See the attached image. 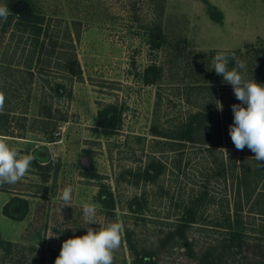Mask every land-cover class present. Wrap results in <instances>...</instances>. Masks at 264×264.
Segmentation results:
<instances>
[{
  "label": "rangeland",
  "instance_id": "rangeland-1",
  "mask_svg": "<svg viewBox=\"0 0 264 264\" xmlns=\"http://www.w3.org/2000/svg\"><path fill=\"white\" fill-rule=\"evenodd\" d=\"M206 1L220 22L202 0H0L14 21L24 12L43 18L51 36L35 43L21 24L0 42V91L4 110L12 108L0 136L21 154L49 150L46 163L34 159L22 180L0 187V264H55L65 240L86 234V203L101 224L123 225L114 264L132 262L127 232L154 264H264V168L247 147L235 148L231 106L241 102L212 64L222 52L229 69L235 57L246 79L264 84V0ZM43 40L42 59L50 41L56 47L37 63ZM71 60L79 74L66 69ZM28 66L25 86L19 72ZM110 106L115 118L99 119ZM189 121L194 142L176 140ZM149 162L159 175L144 182ZM67 185L72 201L63 207ZM104 191L110 208L97 200ZM18 200L23 211L14 215ZM188 207L198 219L187 249L165 237ZM226 216L243 235L223 246Z\"/></svg>",
  "mask_w": 264,
  "mask_h": 264
},
{
  "label": "clouds",
  "instance_id": "clouds-1",
  "mask_svg": "<svg viewBox=\"0 0 264 264\" xmlns=\"http://www.w3.org/2000/svg\"><path fill=\"white\" fill-rule=\"evenodd\" d=\"M9 13L7 5H0V19L6 21ZM232 59L235 66L231 69L228 56L222 52L216 53L212 60L216 74L232 87L236 99L241 102L231 106L234 121L229 126V135L237 150L247 147L255 154L257 166L264 168V84L246 79L245 62L235 57ZM217 102L218 110L222 111V104ZM4 105L5 94L0 91V112L4 111ZM33 160V155L21 154L7 142L6 137L0 136V187L22 180ZM72 193L71 185L63 188L60 194L63 207L71 206ZM82 210L86 234L65 240L55 264H114V253L122 243V223L101 224L93 203L84 204ZM91 224H99L100 227L94 229L89 226Z\"/></svg>",
  "mask_w": 264,
  "mask_h": 264
},
{
  "label": "trees",
  "instance_id": "trees-1",
  "mask_svg": "<svg viewBox=\"0 0 264 264\" xmlns=\"http://www.w3.org/2000/svg\"><path fill=\"white\" fill-rule=\"evenodd\" d=\"M202 1L207 6V9H208V12L211 18H213L216 23L220 22V17H219L220 14L206 0H202ZM23 14L25 15L24 16L17 15L18 22L14 21L15 18L11 15H8V18L6 21L3 19H0V42H1L2 36H4L7 32L12 33L13 31H17V30L20 31V29L18 28L19 27L21 28V24L23 27L21 32H26V33L30 32L35 43L38 42V38L41 34L43 35L45 39H48V40L51 39V36L49 35L48 27H42L43 18H40L37 15H31L30 12H24ZM55 47H56V43L53 41H50V45L48 47L45 46V51L48 48L49 55H46V57L42 59L44 40L41 41L40 47L38 48L37 57L35 59V62L37 63L45 62L44 60L48 59L47 58L48 56L49 57L52 56V54L54 53ZM29 61L30 63L28 65H31V60ZM75 66H76V70L74 69ZM30 67L28 66L23 70V72H19L22 74L21 76H24L22 80L25 83L24 84L25 86H26V83L29 84L34 77L32 68ZM66 69L71 73L79 74V66L76 62L72 60L66 64ZM4 82L7 83V81L3 80V83ZM7 84L9 85V83ZM6 89L8 90V88H5V90ZM11 110L12 108H10V110L6 108L4 110V113L0 112V122L3 121V123L0 124V135L1 133H4L7 130L6 124L9 123L7 120V117H8V114L11 112ZM115 115H116V109L110 106V108L104 109L103 111L99 112L98 117L99 119H106L105 121H110L112 118L113 119L115 118ZM194 126L196 125L191 123L190 121L187 122L186 125L180 128V131L178 132L179 134L176 140H179L180 142H184V141L194 142V138H193V134L195 130ZM155 129L156 128H152L151 130V135L153 137H158V138L164 137L163 134H161V132H158V129L157 130ZM153 167H154L153 162H149L146 165H144L143 170L141 172L142 173L141 178L140 177L139 178L143 180L144 182H147V181L153 182L155 178L159 175V171L155 170V167L154 168ZM97 200L105 208H110V206H113V198H112L111 193L109 192L104 191V192L98 193ZM15 207H18L19 209L18 212H16L13 209ZM23 207L24 206H23L22 200H18L17 204L11 208V213L14 215L19 214L23 211ZM192 207H188L186 209V211L184 212V215L182 216L180 221L176 224L175 229L172 232H169L167 236L165 237L168 241H173L176 239V241H178L181 245L183 246L185 245L187 249L190 248V244L186 242L187 241L186 231L188 228H191L196 223V220L198 219V218L196 219L197 211L196 209H193ZM219 227L222 228L226 233H228L227 235L224 234V237H223L224 240L222 243L223 246H225L226 243H228V241H231V242L234 240L239 241L243 235L241 226L239 225V223H237V220H235L233 223V221L230 220L229 216H226L223 222L219 224ZM126 241L128 243L129 249H131V251L133 252V258H132L131 264H154V262L152 261V256L148 251L142 250V252H137L134 249V246L132 245V241L130 238V234L128 232L126 233ZM130 245H131V248H130ZM213 259H214L213 257L210 258L209 260L210 264H212Z\"/></svg>",
  "mask_w": 264,
  "mask_h": 264
},
{
  "label": "water",
  "instance_id": "water-1",
  "mask_svg": "<svg viewBox=\"0 0 264 264\" xmlns=\"http://www.w3.org/2000/svg\"><path fill=\"white\" fill-rule=\"evenodd\" d=\"M41 153L43 154V156L40 155ZM32 155L34 156V159L39 163H46L49 160V150L45 145L36 147L32 151ZM82 161L84 162L85 158H83Z\"/></svg>",
  "mask_w": 264,
  "mask_h": 264
},
{
  "label": "built area",
  "instance_id": "built-area-1",
  "mask_svg": "<svg viewBox=\"0 0 264 264\" xmlns=\"http://www.w3.org/2000/svg\"><path fill=\"white\" fill-rule=\"evenodd\" d=\"M55 135H56V136H58V135H59V133H56Z\"/></svg>",
  "mask_w": 264,
  "mask_h": 264
}]
</instances>
